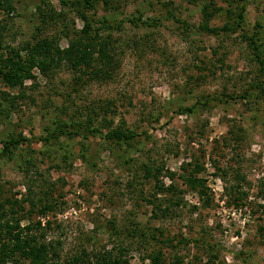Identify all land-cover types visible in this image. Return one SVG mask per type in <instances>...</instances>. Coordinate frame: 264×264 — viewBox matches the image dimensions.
Segmentation results:
<instances>
[{"label": "rangeland", "instance_id": "1", "mask_svg": "<svg viewBox=\"0 0 264 264\" xmlns=\"http://www.w3.org/2000/svg\"><path fill=\"white\" fill-rule=\"evenodd\" d=\"M241 1L214 0L218 12L209 24H223L226 9H237ZM38 3L16 2L15 13L3 20L4 43L17 45L47 34L67 46V26L80 28L82 19L51 0L56 10H66L67 18L36 29L39 19L33 10ZM245 3L244 28L251 32L259 22L256 28L264 36V0ZM201 4L113 0L105 6L100 1L87 12L93 20L103 14L160 18L156 25L125 20L120 29L111 30L119 64L107 79L98 81L89 70L81 73L83 69L64 64L48 75L34 69L36 77L25 79L23 88L0 80V149L10 137L27 138L0 156V200L35 201L51 190L56 204L46 216L36 211L38 200L30 212L27 199L14 216L21 215V223L38 216L53 220L45 240L59 242L58 259L83 248L105 247L123 255L128 264H150L147 255L156 250L165 262L180 255L192 264H264V107L242 97L212 99L242 93L256 64L238 31L214 35L196 28L203 22ZM169 10L188 28L169 17ZM202 97L211 100L191 112H177L179 105ZM92 110L104 117L102 123L111 120L112 126L123 122L133 128L137 140L118 146L66 125L61 128L72 132L47 135L55 121L84 124ZM186 161L203 164V198L179 176ZM145 163L163 164L157 179L143 175ZM221 168L227 169L225 179ZM236 171L244 179L239 188L229 190V184L238 181ZM170 183L183 191L178 195L172 189L158 190ZM177 195L179 203L174 202ZM0 264L31 263L16 257Z\"/></svg>", "mask_w": 264, "mask_h": 264}, {"label": "trees", "instance_id": "2", "mask_svg": "<svg viewBox=\"0 0 264 264\" xmlns=\"http://www.w3.org/2000/svg\"><path fill=\"white\" fill-rule=\"evenodd\" d=\"M18 1L20 0H0V10L3 12V19H1L2 21L0 20V80L12 87L18 86L23 88L25 79H33L36 77L34 69H37L44 75H48L64 64L71 69H83L81 73H86L89 70L91 77L94 76L98 81L107 79L115 72L119 64L116 53L117 40L114 38L111 30L120 29L125 20L133 24L145 25H156L160 20V18L154 16L142 19L141 15L135 14L120 18L103 14L93 20L87 12L94 11L100 1L105 6H108L112 4L113 0H59L62 6L74 10L82 19V26L80 28L73 26L68 29L67 26V30L63 35L67 39L66 47H62L55 42L57 37L47 34L34 35L30 39L21 41L17 45L4 43L1 35L2 30L5 29L3 20L4 17L15 13L16 2ZM187 1L195 2L196 0ZM213 1L202 0L201 13L203 22L197 25L196 28L214 35L229 34L238 31L240 38L247 44L250 50L251 59L256 64V71L249 81V84L243 88L242 93H239V95L221 93L219 96H213L212 99L221 100L222 96L231 99L242 97L264 107V36L256 28L261 26V24L259 22L254 23V30H251V32L244 28L246 0H242L237 9H226L228 20L224 21L223 24L220 26L210 25V17L218 12V7ZM33 14L37 15L39 19L36 24V29L42 28L43 24L51 20L59 21L67 18L66 10L63 7L60 10H56L51 0H39V3L35 5ZM168 16L177 22H181L185 29L188 28L185 22L176 16L174 10H169ZM21 92L22 90L19 91V94ZM210 100L211 98L202 97L191 104L179 105L177 112H191L198 104L205 105ZM92 112L94 113L87 114L86 119H84V124H81V122L77 124L78 127H75L74 122L68 123L61 121L58 125L55 121L52 127L46 129L47 135L57 137L62 132H72L71 130H67V127L64 129L61 128V125H66L72 126L71 129H74L73 132L77 128H84L92 134H99L106 140L116 143L118 146H130L133 141L137 140V132L133 128L125 125V123L118 122L114 126H112L111 120L102 123L101 119L104 117L98 115L94 110ZM102 127L105 129L104 131ZM24 138L26 137L8 138L7 141L3 142L2 148L0 149V156L10 153L11 147L17 146ZM44 139L48 140L49 137H44ZM83 155L87 157L86 149ZM162 168L163 164L161 166H154L152 163H145L143 175L146 177L154 176L157 179ZM182 168L184 171L179 176H181L180 178L186 185V188L197 189L200 198H203V194L205 195L206 193L205 178L199 174L204 169L203 164L197 161L193 163L186 161ZM216 168L219 169L218 166ZM220 170L221 176L224 179L227 178V169L221 168ZM169 174L172 176L174 172H169ZM235 174L236 180L238 179V181L236 185L233 183L229 184V190H233L234 187L239 188V180L244 179V176L240 172L236 171ZM160 186L158 190H164V188L172 189L178 195L183 191V189L174 183H170L166 187ZM260 192L263 193L264 189H260ZM178 195L174 199L175 203L180 202ZM25 199L31 204L30 212L34 210L36 200H38L39 206L36 208V211L39 212V216H46L47 212L53 210L56 204V199L52 197L51 190L44 191L42 198L38 197L35 201L30 197L22 198V200ZM22 200L17 198L0 200L1 262L15 260L16 257H23L28 259L31 264H65L66 261L68 264H84L85 259L88 260V264H128V261L123 255L114 254L112 248L105 247L92 251H87L83 248L79 250V253H75L68 258L66 257L64 260L58 259L59 242L53 244L51 241L45 240L46 233L53 220L46 217L42 221L41 217L38 216L34 220L28 219L26 223H21V215L14 216V214L17 212V208H23ZM259 229L262 231L263 227L261 226ZM147 256L150 264H192L189 262L184 263V259L180 255H173L165 262L160 250L153 251Z\"/></svg>", "mask_w": 264, "mask_h": 264}]
</instances>
